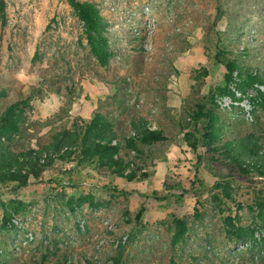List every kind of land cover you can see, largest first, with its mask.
Segmentation results:
<instances>
[{"label": "rangeland", "instance_id": "obj_1", "mask_svg": "<svg viewBox=\"0 0 264 264\" xmlns=\"http://www.w3.org/2000/svg\"><path fill=\"white\" fill-rule=\"evenodd\" d=\"M1 1L0 113L24 112L8 149L97 113L120 139L145 119L162 140L125 158L134 180L85 159L26 187L0 182V264H115L121 252L119 264H264V177L222 154L248 135L264 147V0ZM78 5L106 23L107 64ZM201 107L216 115L211 141Z\"/></svg>", "mask_w": 264, "mask_h": 264}, {"label": "trees", "instance_id": "obj_2", "mask_svg": "<svg viewBox=\"0 0 264 264\" xmlns=\"http://www.w3.org/2000/svg\"><path fill=\"white\" fill-rule=\"evenodd\" d=\"M82 18L87 24L89 33L94 35L98 45L96 53L102 64H107L110 54L108 52V39L105 35L106 23L103 18L93 11L84 10L83 5H78ZM5 10V2L1 1L0 12ZM3 19H5L3 17ZM225 80L233 82V74L238 69L234 62L225 63ZM242 81L248 82L252 87L258 83L259 78L255 74H248ZM241 84V83H240ZM228 92L224 88L221 95ZM216 115L212 111L194 113V121L200 123L207 120L204 135L207 141L219 136L215 120ZM24 120V112L19 105H12L0 113V182L17 184V187H26L32 178H39L46 170L50 169L56 161L95 160L101 168H109L118 176L134 180L135 171L126 173L127 163L125 158L129 153L143 155L145 147H149L162 140L159 129L153 128L145 119L133 121L134 134L125 135L122 139L118 137L114 123L101 113L95 114L92 121L83 126H75L73 129H64L55 134L48 144L38 149H30L19 154L8 149L5 142L11 143L15 134L21 129ZM5 142H4V141ZM209 143V142H207ZM222 154H228L231 163L237 165L244 172L255 171L264 177V147L261 146L259 138L253 135L242 137L238 140L224 142ZM121 151L125 152L121 156ZM77 156V158H73ZM243 229H235L234 235L242 240ZM123 253L115 260L119 264ZM175 264V263H173Z\"/></svg>", "mask_w": 264, "mask_h": 264}]
</instances>
